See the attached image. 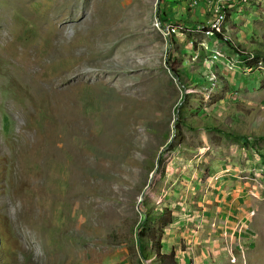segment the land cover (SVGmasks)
<instances>
[{
    "label": "rangeland",
    "instance_id": "374dc122",
    "mask_svg": "<svg viewBox=\"0 0 264 264\" xmlns=\"http://www.w3.org/2000/svg\"><path fill=\"white\" fill-rule=\"evenodd\" d=\"M194 1L0 0V264H154L163 211L180 264H264V54Z\"/></svg>",
    "mask_w": 264,
    "mask_h": 264
},
{
    "label": "trees",
    "instance_id": "16d2710c",
    "mask_svg": "<svg viewBox=\"0 0 264 264\" xmlns=\"http://www.w3.org/2000/svg\"><path fill=\"white\" fill-rule=\"evenodd\" d=\"M202 25H206V24L203 23ZM213 34L217 36L220 40L225 42L230 48L233 47L236 50V54L238 56L242 58H246V59H249V58L262 59V58H259L260 54H264V43H262L261 41H258L259 43H253L251 40L252 46L250 48L244 49L243 47L242 48L235 47L225 37L226 36L225 30H222L220 32L214 31ZM216 83L217 81L215 80L214 85H216ZM171 225H172V216L170 212L168 211H163L159 217V221L157 223L156 222L152 223V226L155 227L152 233L154 237L147 238L148 239L147 247L151 248L155 252L154 264H180L179 259L175 255V252L172 251L171 253H167V254L162 252L163 245L161 241H162V238L166 235V233L170 230ZM155 234H156V237H155ZM145 256L148 257V254H145Z\"/></svg>",
    "mask_w": 264,
    "mask_h": 264
},
{
    "label": "built area",
    "instance_id": "2783aa9c",
    "mask_svg": "<svg viewBox=\"0 0 264 264\" xmlns=\"http://www.w3.org/2000/svg\"><path fill=\"white\" fill-rule=\"evenodd\" d=\"M205 5H207L210 10L213 9V17L210 24L200 25V31L204 32L206 35L210 36L216 32H220L225 30L224 24L227 23V7L231 6V3H239L243 5H247L251 2V0H201ZM200 2V0H198ZM197 1L192 3L193 6L197 5ZM178 27L173 24H168L166 26L162 25V31L166 37H170L172 35L177 34ZM211 52L214 54H219L217 49H211ZM228 69L234 70L235 63L230 62L227 65Z\"/></svg>",
    "mask_w": 264,
    "mask_h": 264
},
{
    "label": "crops",
    "instance_id": "0c3cea01",
    "mask_svg": "<svg viewBox=\"0 0 264 264\" xmlns=\"http://www.w3.org/2000/svg\"><path fill=\"white\" fill-rule=\"evenodd\" d=\"M224 72V71H223ZM240 74V73H239ZM237 75H236V73H234V74H231V77L233 78V79H231L233 82H234V78L236 77ZM241 76L239 75L238 76V78H240ZM247 139L246 138H241L239 141H242V142H245ZM243 164L245 165L247 162H249L247 159H249V157L247 156V155H243ZM260 162V161H259ZM248 168H246V167H243V170L244 171H246ZM231 178H234L235 179V177L234 176H232L231 175ZM217 186V185H216ZM216 186H211V188H214V187H216ZM217 188H221V186H219V187H217ZM213 205H217L216 204V201H215V203H213ZM211 208H213V207H211ZM210 223H212V224H214V222H213V219H209L208 220Z\"/></svg>",
    "mask_w": 264,
    "mask_h": 264
}]
</instances>
